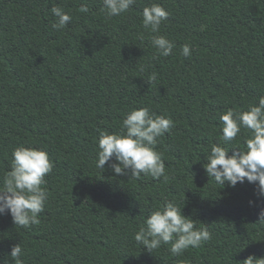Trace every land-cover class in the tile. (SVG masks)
<instances>
[{"label":"trees","instance_id":"obj_1","mask_svg":"<svg viewBox=\"0 0 264 264\" xmlns=\"http://www.w3.org/2000/svg\"><path fill=\"white\" fill-rule=\"evenodd\" d=\"M161 4L158 33L142 26L143 8ZM87 5L88 13L79 7ZM53 6L72 19L57 32ZM102 0H0V186L18 146L44 149L54 162L40 224L24 228L0 214V264L22 247L23 264H243L264 258V195L258 181L235 187L211 179V146L231 156L250 130L222 140L219 115L246 111L264 95V0H136L107 17ZM153 35L175 43L155 57ZM191 44L190 57L182 46ZM155 57V58H154ZM143 69V70H142ZM156 73L152 84L148 78ZM150 107L170 117L159 138L169 177L118 175L97 168L101 131L119 132L126 113ZM237 147V148H236ZM165 200L207 225L212 238L173 256L153 253L134 234Z\"/></svg>","mask_w":264,"mask_h":264},{"label":"clouds","instance_id":"obj_2","mask_svg":"<svg viewBox=\"0 0 264 264\" xmlns=\"http://www.w3.org/2000/svg\"><path fill=\"white\" fill-rule=\"evenodd\" d=\"M102 3V11L111 18L130 11L136 0H102ZM50 11L56 18L51 27L57 32L72 19L62 7L53 6ZM79 12L88 13V6L81 5ZM168 18L169 12L161 4L153 3L143 8L142 26L155 34ZM151 44L156 49L155 57H168L175 47L173 41L162 35H153ZM191 52V44L182 46L185 57H190ZM156 79V73H152L147 81L152 84ZM219 120L223 125L222 140L225 143L234 141L242 129L250 130L251 134L245 138V148H239L231 156L228 148L213 144L204 164L207 175L219 184L228 182L232 187L238 182L243 183L245 178L249 183L258 181L259 192L264 195V95L246 111L229 108L219 115ZM173 126L170 117L155 115L150 107L132 109L126 113L119 132H100L96 167L104 170L105 164L115 158L109 167L118 175L133 178L144 175L155 180L163 177L166 182L169 177L157 144ZM11 155L10 170L3 177V186H0V214L9 213L15 226L30 228L40 224L39 214L44 211L49 195L44 186L45 177L55 165L44 149L18 146ZM259 223L264 225V209L259 213ZM133 238L150 253L161 245L170 244L172 255L179 256L189 248L201 247L212 236L206 224L202 228L197 227L196 220L183 215L175 201L165 200L150 213L145 225ZM22 251L20 243L12 248L11 264H23ZM243 264H264V258L250 256Z\"/></svg>","mask_w":264,"mask_h":264}]
</instances>
